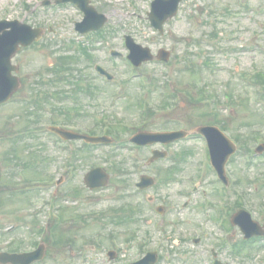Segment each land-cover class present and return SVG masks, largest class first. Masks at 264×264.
Instances as JSON below:
<instances>
[{
	"label": "rangeland",
	"instance_id": "obj_1",
	"mask_svg": "<svg viewBox=\"0 0 264 264\" xmlns=\"http://www.w3.org/2000/svg\"><path fill=\"white\" fill-rule=\"evenodd\" d=\"M93 1L109 18L103 27L107 33L104 39L88 45L93 59L87 60L75 50L74 42L85 38L74 30L72 20L80 16L71 5L43 9L41 0H0V19L17 18L45 30L38 42L20 49L14 57L21 86L7 103L0 105V228L16 224L19 230L26 231L25 223L27 227L31 223L32 230L45 227L47 222L52 225L55 207L47 202L54 194L59 205L67 208L61 210L64 218L57 226L58 233L70 236L74 243L62 245L61 241L58 249L47 244V254L40 264H110L106 252L114 249L113 243L124 248L123 256L115 261L133 260L155 249L160 254L158 264H207L211 247L221 241L226 244V240L242 239V234L236 226L229 227L225 217L224 226L231 235L227 234L221 222L213 219L218 216L215 209H209L205 215L207 209L201 205L206 200L228 206L242 195V202L252 209L255 219L264 222V213L259 209L260 203L264 206V152L254 153L256 145L264 142V0H183L177 16L165 23L163 34L154 30L147 19L151 0ZM125 34L148 46L154 54L160 48L167 49L169 61L145 62L138 68H130L125 59L128 52ZM109 48L120 51L122 56L108 57ZM74 52L79 57L71 59L72 72L65 73L58 86L46 85L48 92L61 87L66 92L63 97L49 93L41 106H36L35 98L31 102L23 100L30 97V87L35 81L45 82L52 77L49 67L57 62L59 54ZM206 59L210 65L203 66L202 82L184 71L185 63L193 61L198 66ZM96 63L113 74L110 84L95 72ZM257 72L262 75L258 84L251 77ZM149 79L153 82L151 86ZM88 82L92 94L80 93L76 102L67 97L71 96L75 83L84 86ZM173 93L176 97L171 99ZM167 100L172 104L168 109L157 108ZM140 101L151 106L144 120ZM105 116L108 120L110 117L132 122L127 131H121V138L126 139L137 128H187L191 137L167 148L169 155L177 152L183 158L176 163L179 169L175 179L169 184L161 180L160 172L173 163L171 159L158 160L148 165L155 184L139 191L135 182L144 168L136 166L146 164L149 149L136 150L130 145L84 147L78 140L62 141L46 130L48 125L57 123L79 131L97 125L99 131L100 120ZM217 120L224 123L227 129L224 132L232 140L240 135L245 138L244 146L249 147L245 151L239 143L240 148L237 145L236 153L230 157L227 168L241 182L234 188L226 187L223 197L218 195L221 189L213 181V172L203 170L208 162L206 147L194 131L197 126ZM11 154L20 157L19 164L6 161ZM249 160L251 163L247 164ZM93 165L104 167L110 181L107 187L90 191L82 178ZM11 171L18 173L15 181L7 178ZM20 175L28 180H18ZM44 179L47 182H42ZM14 185V190L6 191ZM147 197L152 198L151 203ZM159 204L168 209L164 216L155 212ZM128 205L142 211L135 212V220L117 222L118 215L125 212L116 211ZM110 233L116 234L117 241L110 242ZM36 236L31 240H36ZM94 237L100 240L93 243ZM194 238L199 241L194 242ZM142 242L146 247L140 252ZM222 251L224 261L229 264L263 263V249L249 258L240 255L239 263L225 248Z\"/></svg>",
	"mask_w": 264,
	"mask_h": 264
},
{
	"label": "water",
	"instance_id": "obj_2",
	"mask_svg": "<svg viewBox=\"0 0 264 264\" xmlns=\"http://www.w3.org/2000/svg\"><path fill=\"white\" fill-rule=\"evenodd\" d=\"M181 0H154L152 2L151 12L148 14L150 21L153 25L161 29V25L163 21L172 16L176 10L178 3ZM11 27L9 30H6L7 27ZM29 29V30H28ZM0 31H3L0 34V103L8 99L13 89H15L18 85L17 79L11 77V70L16 69L14 66L10 64L11 56L17 51L19 44L28 45L34 39L35 36H39V30H30L27 26H23L18 22L8 23L6 21L0 22ZM129 43L132 45V54L131 58L136 64H139L143 60L151 59L152 56L147 48H141L139 45H135L131 43L129 39ZM158 59L167 60V52L161 50ZM58 133H60L64 138H83L86 141L98 142V141H107L105 138H96V137H88L84 135H80L77 133H72L68 131H62L56 127H51ZM199 132H203L209 139V146L211 151L212 162L215 167L220 170L223 165L226 156L233 150V147L226 143V140L212 128H200ZM179 135L178 132L173 133H141L135 135L133 140L138 143H147L152 142L153 140H161V141H170L177 138ZM228 147L225 151V155L221 157L219 155L218 148ZM161 155V154H160ZM107 175L100 168H95L89 171L85 177L84 182L90 188L100 187L106 185ZM151 183L146 182L142 186L148 185ZM233 222L239 223L240 225H244L248 227L249 220L247 216L243 212H239L234 218ZM36 253H39L36 252ZM14 255H2L0 257V262L6 263L8 261L15 262L17 260L11 259ZM28 255H23L21 257H26ZM25 261V260H24ZM22 261V262H24ZM30 261V260H29ZM139 264V263H136Z\"/></svg>",
	"mask_w": 264,
	"mask_h": 264
},
{
	"label": "flooded vegetation",
	"instance_id": "obj_3",
	"mask_svg": "<svg viewBox=\"0 0 264 264\" xmlns=\"http://www.w3.org/2000/svg\"><path fill=\"white\" fill-rule=\"evenodd\" d=\"M264 223V222H263ZM262 239H264V238H262ZM23 242L22 243H26V240L24 239V240H22ZM21 243V244H22ZM21 244H19V245H17L16 244V242H15V240L9 245V247H7V249L6 250H9V251H17V250H19V251H22V250H28V249H26V248H29L30 247V244L29 245H27L26 247H23V248H18V247H20L21 246ZM17 249V250H16ZM116 260V259H115ZM116 262V261H115ZM116 264H119V263H116Z\"/></svg>",
	"mask_w": 264,
	"mask_h": 264
},
{
	"label": "trees",
	"instance_id": "obj_4",
	"mask_svg": "<svg viewBox=\"0 0 264 264\" xmlns=\"http://www.w3.org/2000/svg\"><path fill=\"white\" fill-rule=\"evenodd\" d=\"M63 66L59 67L58 69H62ZM61 71V70H60Z\"/></svg>",
	"mask_w": 264,
	"mask_h": 264
}]
</instances>
